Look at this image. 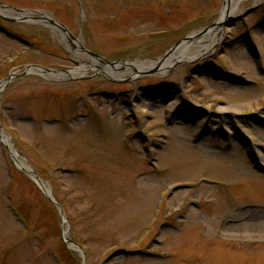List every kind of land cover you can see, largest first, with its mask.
I'll return each instance as SVG.
<instances>
[{"label": "rangeland", "instance_id": "1", "mask_svg": "<svg viewBox=\"0 0 264 264\" xmlns=\"http://www.w3.org/2000/svg\"><path fill=\"white\" fill-rule=\"evenodd\" d=\"M224 4L0 0L26 12H0V264H264V0H237L210 52L135 75L90 56L63 73L85 57L50 20L131 63L201 39Z\"/></svg>", "mask_w": 264, "mask_h": 264}, {"label": "bare ground", "instance_id": "2", "mask_svg": "<svg viewBox=\"0 0 264 264\" xmlns=\"http://www.w3.org/2000/svg\"><path fill=\"white\" fill-rule=\"evenodd\" d=\"M236 6H237V0H225L224 7L222 8L221 14L219 17L218 25L216 27L210 28L208 32L201 39L193 41L192 43H186L185 41H183L176 47V50L174 52H172L169 56H167V58H165L164 60L160 62H157V60H135L129 64L132 66V71L129 73H131V75H135L139 72L146 71V70H157L159 72H164L168 67H170L171 65H173L175 62L179 60L190 59L194 56L210 52V47L212 46L213 42H215V39L217 38V36H219L221 33V26H220L221 22L223 20L231 19L232 17L235 16ZM0 12L6 13L8 15L26 14V12L24 11H17V10L9 9V8L7 10H4L1 6H0ZM193 48H195L196 50L192 51ZM93 65H94V62H90L88 64L84 63L80 67L75 68L68 73L78 74V73L83 72L86 67H91ZM101 70L109 72V73H113L112 69L107 66L101 67ZM114 74L118 76L122 75L121 73H118V72H115ZM221 109L223 111H228V107L226 106H221ZM11 150H12V153L18 165L26 166V164L22 160L18 159L17 153L15 152V150L13 148H11ZM42 184L45 186L43 181H42ZM45 188L47 187L45 186ZM65 230H64V233L66 232Z\"/></svg>", "mask_w": 264, "mask_h": 264}, {"label": "flooded vegetation", "instance_id": "3", "mask_svg": "<svg viewBox=\"0 0 264 264\" xmlns=\"http://www.w3.org/2000/svg\"><path fill=\"white\" fill-rule=\"evenodd\" d=\"M68 28V27H67ZM69 29V28H68ZM91 31L96 35L97 34V31H96V26L93 25L90 27ZM144 33V32H143ZM84 35V34H83ZM73 37H76L73 38ZM69 41L71 43V47L72 49L78 54V55H81V56H84L85 58H81L82 61L83 60H87V56L89 57H92V56H96V55H102L100 51H98L97 49H99L97 47V43L99 41H97L96 39V36L94 37V42H92L89 38H87L85 35H84V40L83 42H81L77 35L73 34V36L69 37ZM97 47V48H96ZM96 58V57H95ZM80 59V60H81Z\"/></svg>", "mask_w": 264, "mask_h": 264}, {"label": "water", "instance_id": "4", "mask_svg": "<svg viewBox=\"0 0 264 264\" xmlns=\"http://www.w3.org/2000/svg\"><path fill=\"white\" fill-rule=\"evenodd\" d=\"M52 22H55L56 23V21L54 20V19H50ZM58 25L61 27V28H63L64 29V27L61 25V24H59L58 23ZM181 43V41H177V42H175L166 52H165V54H164V56L162 57V58H160V59H158L157 60V62H160V61H162V60H164L165 58H166V56H168L169 54H171L172 53V51L174 50V49H176V47L179 45ZM104 61V60H103ZM104 62H107L106 60L104 61ZM111 64H112V62L111 61H109ZM121 62H125V61H121ZM31 67H33V68H36L37 70H43V71H50V70H52V71H54L55 69H50V68H45V67H41V66H38V65H29V66H27L26 67V69H30ZM68 72V71H67ZM5 82H6V80H5ZM9 151H10V154H11V150L9 149ZM11 156H12V154H11ZM23 169L26 171V172H28V173H30L31 174V176L37 181V182H41V178L39 177V176H37L34 172H33V170L32 169H30V168H25V167H23ZM48 195H49V193H48V191L47 190H44ZM61 212H62V209H61ZM63 216V215H62ZM65 218V217H64ZM68 229L66 230V236L64 237V233H63V238H64V240H65V242H67V243H69V244H76L70 237H68V235H67V233H68ZM77 245V244H76ZM79 246V245H78Z\"/></svg>", "mask_w": 264, "mask_h": 264}]
</instances>
